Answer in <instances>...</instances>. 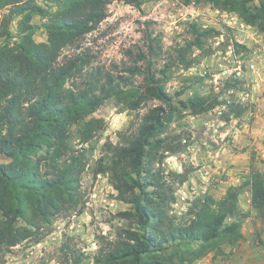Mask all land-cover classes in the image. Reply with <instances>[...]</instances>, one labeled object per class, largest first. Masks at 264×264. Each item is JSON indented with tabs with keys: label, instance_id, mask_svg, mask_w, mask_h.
<instances>
[{
	"label": "trees",
	"instance_id": "16d2710c",
	"mask_svg": "<svg viewBox=\"0 0 264 264\" xmlns=\"http://www.w3.org/2000/svg\"><path fill=\"white\" fill-rule=\"evenodd\" d=\"M113 1L138 6L140 0H57L63 9L45 25L47 42L33 40V15L44 10L30 1L11 0L2 16L0 38L10 37L13 17L19 22V38L12 47L0 48V253L37 236L41 229L78 203L79 186L87 166L86 154L104 132L101 119L92 114L107 100L114 99L129 111H138L148 102L150 108L140 118L136 130L123 135L121 143L103 145L107 163L100 158L94 175H109L118 200L130 206L120 213L129 227L114 244L95 259L96 264H193L217 250L220 243L230 247L241 240L240 224L227 219L241 215L239 195L249 192L250 208L264 223V161L262 172L251 164L240 187H229L225 195L195 198L177 224L169 215L168 185L160 172L153 171L157 155L172 150L166 131L183 112L199 115L220 106L218 97L166 92V70L155 71L151 62L143 69L128 68L130 76L143 75L139 86L122 75L116 78L98 69L83 75L88 63L86 51L59 62L65 48L95 30L107 17ZM221 10L238 14L248 26L264 34V3L247 7L253 0H206ZM214 29L192 26V41L176 50V60L185 70L193 47L200 48ZM235 50L248 51L234 43ZM79 49V45L76 46ZM159 49V47H156ZM149 56L155 57L152 44ZM139 59L145 60L143 55ZM84 76L79 84L77 78ZM233 76L225 80L227 91L240 87ZM240 117L244 108L233 109ZM73 128L81 146H71ZM86 146V147H84ZM172 152V151H171ZM179 178V175H175ZM185 180V178H183ZM247 218L248 215H241ZM175 258L176 261L174 260ZM64 264H83L73 255Z\"/></svg>",
	"mask_w": 264,
	"mask_h": 264
},
{
	"label": "rangeland",
	"instance_id": "374dc122",
	"mask_svg": "<svg viewBox=\"0 0 264 264\" xmlns=\"http://www.w3.org/2000/svg\"><path fill=\"white\" fill-rule=\"evenodd\" d=\"M8 1L11 0H0V29L2 16L11 7L6 5ZM23 1L44 10L42 16L33 15L30 23L34 26L33 40L46 43L45 25L63 9V4L57 0ZM261 1L264 3L253 0L247 7L259 6ZM22 17L12 18L11 36L0 38V48L17 42ZM241 23L238 14L221 10L206 0H140L138 6L113 1L107 6L105 20L76 43L79 49L65 48L59 58L63 62L86 51L88 63L83 75L99 69L115 78L128 77L135 86L143 83V75L132 77L125 71L143 69L151 62L155 71L166 70L165 89L169 95L181 92V99L194 95L218 97L221 105L215 109L199 115L183 112L171 122L165 136L172 150L160 152L154 164L153 171L160 172L168 185V197H173L168 211L177 224L185 223L183 215L195 198L211 195L220 199L229 187L242 185L251 164L263 170L264 34L253 26L241 28ZM192 26L214 29L215 33L204 40L202 47L191 49L187 58L193 63L185 70L176 60V50L192 41ZM234 43L248 51L235 50ZM150 44L158 54L154 58L149 56ZM231 76L242 84L227 91L224 83ZM83 77L77 78L76 84ZM157 105L148 102L133 112L110 99L92 114L91 118L103 120L104 132L93 142V151L86 154L78 203L37 236L1 252L0 264H64L73 255L81 257L83 264H96L100 251L114 246L129 227L120 213L129 211L130 206L118 200L109 175H94V169L100 158L108 162L104 143L120 144L122 136L133 133L141 116ZM238 107L244 108L240 117L233 112ZM72 131L71 146L79 149L76 129ZM249 199L245 188L239 195V207L247 218L240 215L227 219V223L240 224L242 240L234 247L220 243L216 245L220 253L214 250L193 264H264V223L250 208Z\"/></svg>",
	"mask_w": 264,
	"mask_h": 264
},
{
	"label": "built area",
	"instance_id": "2783aa9c",
	"mask_svg": "<svg viewBox=\"0 0 264 264\" xmlns=\"http://www.w3.org/2000/svg\"><path fill=\"white\" fill-rule=\"evenodd\" d=\"M246 26H248V25H246V24H244V23H241V24H240V27H241V28H245ZM249 27H250V26H249Z\"/></svg>",
	"mask_w": 264,
	"mask_h": 264
}]
</instances>
